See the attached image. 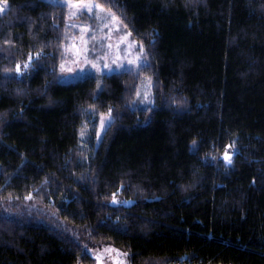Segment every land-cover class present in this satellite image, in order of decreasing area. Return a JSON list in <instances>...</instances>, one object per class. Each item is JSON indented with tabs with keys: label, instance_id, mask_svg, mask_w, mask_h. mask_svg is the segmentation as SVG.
Masks as SVG:
<instances>
[{
	"label": "trees",
	"instance_id": "trees-1",
	"mask_svg": "<svg viewBox=\"0 0 264 264\" xmlns=\"http://www.w3.org/2000/svg\"><path fill=\"white\" fill-rule=\"evenodd\" d=\"M4 1L0 264H264V0H94L147 62L67 83L68 6Z\"/></svg>",
	"mask_w": 264,
	"mask_h": 264
},
{
	"label": "rangeland",
	"instance_id": "rangeland-1",
	"mask_svg": "<svg viewBox=\"0 0 264 264\" xmlns=\"http://www.w3.org/2000/svg\"><path fill=\"white\" fill-rule=\"evenodd\" d=\"M68 6V24L71 34L64 60L59 69L58 80L63 83L76 79L94 76L99 81L103 74L137 70L146 61L145 48L123 26L120 18L111 10L105 9L94 0H46ZM98 5L91 11L84 10L82 6ZM80 5L81 7H74ZM0 8L4 12L9 8L8 1L0 0ZM150 82L141 86L136 100V106H149L152 103ZM82 104L97 109L100 114L98 141L106 131L111 116L108 113V104L92 96H86ZM231 159L232 154L227 153ZM228 164L231 160L222 157ZM112 205L128 206L132 201L115 196ZM98 264H130L129 254L112 246L98 247Z\"/></svg>",
	"mask_w": 264,
	"mask_h": 264
},
{
	"label": "snow or ice",
	"instance_id": "snow-or-ice-1",
	"mask_svg": "<svg viewBox=\"0 0 264 264\" xmlns=\"http://www.w3.org/2000/svg\"><path fill=\"white\" fill-rule=\"evenodd\" d=\"M74 7H81L80 5H75ZM93 7H99L98 5H88V4H84L83 6H82V8L84 9V10H87V11H91L92 10V8ZM0 11H3V8H0ZM225 159H227V160H231V157L227 154V153H225ZM29 199H31V197H28ZM99 258V257H98Z\"/></svg>",
	"mask_w": 264,
	"mask_h": 264
}]
</instances>
